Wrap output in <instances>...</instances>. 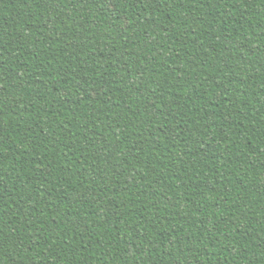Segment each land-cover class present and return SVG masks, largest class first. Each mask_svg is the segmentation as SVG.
I'll list each match as a JSON object with an SVG mask.
<instances>
[{
	"label": "trees",
	"instance_id": "obj_1",
	"mask_svg": "<svg viewBox=\"0 0 264 264\" xmlns=\"http://www.w3.org/2000/svg\"><path fill=\"white\" fill-rule=\"evenodd\" d=\"M0 264H264V0H0Z\"/></svg>",
	"mask_w": 264,
	"mask_h": 264
}]
</instances>
